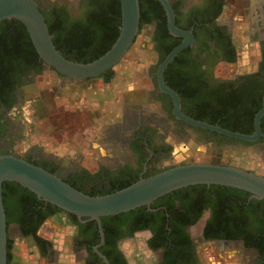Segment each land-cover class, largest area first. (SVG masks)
<instances>
[{"label": "flooded vegetation", "instance_id": "1", "mask_svg": "<svg viewBox=\"0 0 264 264\" xmlns=\"http://www.w3.org/2000/svg\"><path fill=\"white\" fill-rule=\"evenodd\" d=\"M105 1L34 0L44 20L59 21L63 28L86 24L90 13ZM230 2L231 0H169L174 9V20L178 24L176 26L189 30L192 42L176 54L178 58L172 62L166 76L168 79L178 77L180 87L198 104L204 100L220 98L223 93L234 92L233 118L228 117L227 113L221 116L227 124H240L239 129L250 130L251 133L253 116L260 108L264 94V0H239L235 5L236 17L233 14L228 15L229 17L225 15ZM142 26L147 28L144 36L157 59L166 46L176 39L178 43L181 40L169 34L170 38L164 37L155 42L152 40L155 20ZM2 28L7 29L5 26ZM242 39L248 44L256 45V58L253 61H250L249 54H244ZM80 44L83 47L66 44L64 39L57 41L60 53L72 58L89 59L92 52L100 47V39L84 40ZM231 50L234 59L228 61ZM1 61L6 65V71H1L6 80L0 83V154H12L31 162L55 165L53 173L62 179L70 178L75 181L83 192L87 193L90 188L102 192L110 186L175 165L172 163V147L179 140L207 143L216 152L225 149L251 151L261 155L264 153V114L259 120L260 134L253 141L212 134V131L187 125L173 117L170 99L158 91L155 67L151 65L146 70L150 89L143 93V100L131 103L130 107L126 106L119 118L108 122L103 128L100 140L107 143L105 153L84 163L78 157L66 160L67 156L58 157L34 145L18 154L15 152L21 129L18 120L23 114L24 105L35 93L36 76L51 72L55 81L65 83L60 87L65 88L69 84L78 87L93 79L107 82L108 80L104 81V75L108 74L109 69L94 78L65 77L48 67L38 56L33 62L27 39H0ZM238 63L241 67H238ZM219 65L230 69L227 68L229 71L220 75L217 71ZM179 102L183 113L194 107L189 100L181 102L180 97ZM211 163L230 164L219 161ZM5 193L7 215L13 220L6 227L8 239H30L42 260L57 264V256H61L63 251L58 252L53 238L43 237L39 231L46 220H51L52 225L57 226L54 221L62 218L67 222V229L62 234V245L66 243L68 253L76 262L105 264L93 250L100 241L97 228L95 231L86 225L87 221L79 222L75 216L79 224H73L72 214L56 209L57 207L36 197L22 196L12 184L7 185ZM254 199L249 194L221 185L195 184L181 187L154 199L139 214L132 213L119 220L105 221L109 237L106 239L103 234L102 243L97 246V250L108 264H131L119 243L138 233L150 253L149 260L144 264H206L204 258L209 259L213 252L227 253V249L232 251L230 257L240 259L241 256L245 264H264V204L258 199L254 202ZM26 207L27 212H24ZM40 216L44 218L35 229V234L45 243L36 244L30 236L19 233V226L20 221L25 226L26 223L32 226ZM10 226L13 228L12 236ZM131 230V236H126ZM95 234L97 239L94 238ZM149 238H153V242L157 244L155 247L147 245ZM245 242H256L258 245H246ZM208 264L221 263L216 260Z\"/></svg>", "mask_w": 264, "mask_h": 264}, {"label": "water", "instance_id": "2", "mask_svg": "<svg viewBox=\"0 0 264 264\" xmlns=\"http://www.w3.org/2000/svg\"><path fill=\"white\" fill-rule=\"evenodd\" d=\"M119 1L118 32L110 46L95 59L81 63L63 57L51 42L43 16L34 0H0V20L14 19L20 22L30 43L41 59L55 72L73 79L94 78L111 69L130 48L138 34L137 0ZM161 5L168 34L181 40L173 46L155 66V84L159 92L167 95L171 102V113L175 119L187 125L212 131L227 137L253 141L260 134L259 120L264 114V94L260 108L253 116V131L249 134L231 131L216 124L194 119L180 110L177 93L163 81V71L174 56L192 42L189 30L174 24L173 10L169 0H157ZM14 182L36 198L44 200L79 222H95L99 244L103 233L100 217L147 206L154 199L172 190L188 185H221L240 189L255 199L264 201V175L232 164L211 162H184L163 168L147 176H140L130 184L105 194L88 195L70 186L57 174L12 154H0V264H6V226L1 201V183ZM93 247L94 252L108 264L105 257Z\"/></svg>", "mask_w": 264, "mask_h": 264}, {"label": "rangeland", "instance_id": "3", "mask_svg": "<svg viewBox=\"0 0 264 264\" xmlns=\"http://www.w3.org/2000/svg\"><path fill=\"white\" fill-rule=\"evenodd\" d=\"M238 2L239 0H231V4L225 10L227 17L230 14L236 15ZM235 15L234 17L237 16ZM146 31L147 28L145 26L139 28L134 42L123 55L122 59L111 68L112 72L113 68H122V64H125L126 61H131L130 54L132 53L137 54L138 59L135 60L136 62H140L141 57L149 59L151 57L149 66H156V54L151 51L150 45L146 44L143 40L147 39L144 36ZM241 43V48H244V54H249L250 61H253L256 58V45L253 43L248 44L245 39H242ZM135 61H132V66L136 64ZM250 61H247V63L249 64ZM243 63L245 64L246 61H243ZM240 65L238 63V67H241ZM227 68L230 69V67L225 65H219L217 71L222 75L229 71ZM35 81V93L30 101H27V104L24 105L23 114L18 120V124L21 126L20 136L15 146V152L18 154L24 153L30 147L29 142L32 138L56 137L63 134L67 136L76 135V138L83 140L88 150H90L92 157L105 153V150L102 147L99 148L97 145L98 141L107 144L105 141L100 140V134L105 127L102 123L113 122L119 118L126 106L130 107L131 103H138V101L143 100V93L147 91L145 88L123 90L125 87L121 85L122 90L120 93H116L111 86L104 85L99 79H93L78 87L69 84L67 87L62 88V85L65 83L55 81L51 72L36 76ZM116 95L118 98H116ZM147 104L151 105L150 103ZM87 127H89V130H87ZM88 131V134L85 133ZM92 142H96L95 147H91ZM34 146L44 152L54 154L56 149L61 147L60 144L55 143H52L48 147L39 142V140ZM62 146L67 145L62 143ZM172 152L174 154L172 163L174 164L184 162H230L232 165L264 175V153L261 155V153L257 152L230 151L225 149L216 152L207 143L200 144L187 140L175 142ZM64 221L62 218L54 221L57 226L60 225V228H58L56 234L53 236V239H57V241L53 240V242L58 247L59 252L63 251L64 254L66 253L65 256L62 255L63 253H61V256H57V259L59 257L57 264H75L76 260L68 253L66 243L62 245V241H64L62 234L67 229ZM12 229V226H10L11 236L13 235ZM42 233L41 231L40 235L44 234ZM119 246L121 250H125L126 248L134 249V256L127 257L131 264H144L149 260L150 253L143 243L142 236L138 233L132 234L129 239L121 241ZM231 252V250L229 253L220 252L217 254L213 252L209 259L206 257L204 260L206 264L216 260L221 264H245L242 262L241 256L240 259L230 257ZM11 257L10 264H53L42 260L37 255L34 246L28 238H24L23 240L12 239Z\"/></svg>", "mask_w": 264, "mask_h": 264}, {"label": "trees", "instance_id": "4", "mask_svg": "<svg viewBox=\"0 0 264 264\" xmlns=\"http://www.w3.org/2000/svg\"><path fill=\"white\" fill-rule=\"evenodd\" d=\"M138 3V30L139 28L148 22H151L152 20H155L156 22V28L154 29V38L152 39L153 41L157 42L161 38H170V35L167 32L166 26H165V16L163 9L159 2L157 0H137ZM105 6V7H104ZM173 9V7H172ZM174 10V9H173ZM219 9L215 12H217ZM48 33L51 35V42L56 50L59 49V46L57 45V41L59 39H64V42L66 44L72 43L75 47H83L80 42H83L84 40H90V39H100V47H98L95 51L92 52L91 58L89 59H79V58H72V56L65 54V53H60L63 57L66 59L72 60L74 62H89L96 57H98L100 54H102L113 42L115 39L117 32H118V26H119V1L118 0H109L105 1L103 3L98 4V7L95 8L88 18L86 19V22L89 24H83L80 26H70V27H62L59 23V21H46L44 20ZM175 25H178L175 20H174ZM91 25V26H89ZM5 26L7 28L6 30L2 28ZM184 29V28H182ZM0 39H27V43L30 47V52H31V57L33 59V62L36 60V52L34 51L30 40L28 38V35L23 27V25L14 20V19H3L0 20ZM61 35V37H59ZM176 39L175 42L169 44L166 46V48L159 53V57L157 59V63L166 55V53L173 47L175 46L178 42ZM178 55H175L174 58L172 59L171 62H169L164 71H163V81L164 83L170 87L172 90H174L178 96L180 97L181 102L189 100L191 104L194 105L193 108H190L186 111V115L197 119V120H202L210 124H216L222 128L231 130V131H236L240 133H245L248 134L250 130H245V129H239L240 124H227L226 120L223 119L221 116L222 114H226L230 118H233V113H232V108L234 106L233 99H234V92L230 93H223L222 96L219 98H213L211 101L204 100L201 102V104L195 103V99L188 94V92L181 88V81H179L178 77H175V79H168L166 74L171 67L172 62H174L178 57ZM234 56L233 52L231 50V55L229 58H227L228 61H233ZM6 69V65L0 62V83H3L4 80H6V77H4L3 72ZM53 70V69H52ZM6 71V70H5ZM112 71L111 69L108 70V74L104 75V81H107L108 78L110 77ZM6 74V73H5ZM187 109V108H186ZM222 112V113H221ZM222 117V118H221ZM215 132H212L214 134ZM29 161L28 159H25ZM31 162V161H30ZM47 171L53 173L55 165L48 164L46 162H32ZM161 169L156 170L155 172L159 171ZM153 172V173H155ZM62 179V178H61ZM137 178H132L130 181H127L125 183H120L119 185L116 186H110L108 189L103 190L102 192L96 191L94 188H90L89 191L86 193L88 195H96V194H105L112 192L114 190H117L119 188H122ZM65 182H67L70 186L74 187L77 190L82 191L81 189L78 188V184L71 180L70 178H65L62 179ZM8 184H12L14 188L19 191L22 196H27L31 198H35V195L25 189L24 187H21L20 185L14 183V182H9V181H4L1 183V201H2V206H3V212H4V219H5V226L7 227L13 220H11L8 215H7V203H6V187ZM236 192L242 193V194H249L246 191L240 190V189H235L233 188ZM83 192V191H82ZM258 201V200H257ZM263 204L264 201L260 200ZM254 202H256V199H254ZM58 209V208H56ZM144 206L136 207L134 209H131L126 212L114 214V215H108V216H103L100 217L101 221V227L103 230L104 237L107 239L109 236V232H107L106 226H105V221L108 219H121L123 217L129 216L132 213L139 214V212H143ZM24 212H27V207L24 208ZM143 214V213H142ZM73 218V224L78 225L79 223L76 221L74 215H71ZM44 216H40L34 220V224L31 226L28 223H26V226L23 224L22 221H20V226H19V233L24 235V236H30L32 238V241L34 243H42L45 241H42L38 236L35 234V229L38 227V225L42 222ZM27 220V219H26ZM25 220V221H26ZM87 226L92 227L94 230L96 228L95 222L93 220H88L86 222ZM96 231V230H95ZM132 230L127 233L126 236H131ZM97 234H95V239H97ZM94 239V240H95ZM12 241L8 238H6V264H10L11 260V248H12ZM147 245L150 246L151 248L155 247L157 244L153 242V238L147 239ZM246 245H254L257 246L256 242H245ZM104 253V252H103ZM105 254V253H104ZM107 259L110 262H113L110 257L105 254ZM95 262H90L87 264H93ZM114 263V262H113Z\"/></svg>", "mask_w": 264, "mask_h": 264}, {"label": "crops", "instance_id": "5", "mask_svg": "<svg viewBox=\"0 0 264 264\" xmlns=\"http://www.w3.org/2000/svg\"><path fill=\"white\" fill-rule=\"evenodd\" d=\"M143 40L146 44L149 43L148 39H143ZM130 55H131V58H130L131 61H126L125 64H122L123 65L122 68H113V73H112L111 78L108 79L107 82L101 81L102 83H104V85L111 86L116 93H120V91L122 90L121 85L125 87L123 90H131L134 88H138V89L145 88L146 90H149L150 88L149 78L147 77L146 70L151 62V57L150 59L146 57H141L140 62H136L135 60L138 59L137 54L132 53ZM132 61L136 62L134 66H132L133 64ZM122 72L124 73L122 74ZM116 98H118L117 95H116ZM102 124L105 126L108 125V123L106 124L102 123ZM87 130H89V127H87ZM85 133L88 134L89 131ZM38 140L39 142H41L42 144H45L48 147L52 143L60 144L61 147L56 149L55 154L58 157L67 156L66 160L67 159L69 160L70 158H73V157H78V160L84 163L87 161L91 162V159L94 158L91 156V152L90 150H88L85 142L79 138H76V135L67 136L63 134L61 136H56V137L46 136L45 138H38V139L32 138L31 141L29 142L30 143L29 146L36 144ZM62 143L66 144L67 146H62ZM95 144L96 142H92L91 147H95ZM97 145L99 148L102 147V149L104 150L106 148V144L104 142L98 141ZM64 223L67 224L66 221H64ZM58 228H60V225L54 226L52 225L51 220H46L44 224L41 226L39 234L42 231L44 233V234L42 233L44 235V236L42 235L43 237L53 238ZM14 239H21V238L15 237ZM58 240H59V237H58ZM56 250L59 252L58 247H56ZM122 251L125 253V256L127 257L134 256L133 248H126L125 250L122 249ZM226 252L229 253L228 250H226ZM75 264H80V263L76 262Z\"/></svg>", "mask_w": 264, "mask_h": 264}]
</instances>
